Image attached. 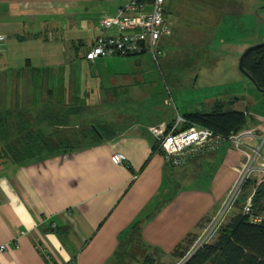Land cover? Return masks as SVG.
Masks as SVG:
<instances>
[{"label":"crops","instance_id":"obj_1","mask_svg":"<svg viewBox=\"0 0 264 264\" xmlns=\"http://www.w3.org/2000/svg\"><path fill=\"white\" fill-rule=\"evenodd\" d=\"M123 2L0 0V35L6 37L0 42V88L4 82L10 85L9 79L17 71L22 73L30 62L40 71L33 86L46 83L43 76L47 72L59 95L65 94L66 100L78 98L83 106L72 119L74 126L80 127L79 136L73 134L71 147L0 167V244L7 245L0 253V264H115L120 248L128 250L123 264L127 259L145 264L148 257L154 258V264H183L184 259L174 256L173 251L188 235L198 238L217 212L216 208H206L205 203H191L186 184L190 175L199 178L205 171L218 175L216 181L223 183L219 207L242 171V157L230 142L194 156L182 166H172L149 129L171 123V115L166 118L156 108H145L139 115L134 107L138 98L120 99V106H116L101 96H86L87 86L81 95L82 85L79 87L76 78L69 76L79 58L94 68L100 81L104 74L110 85L112 81L121 85L118 66L126 62L122 57L130 56L91 61L86 54L98 35L118 34L117 29L102 28L101 18L113 15ZM169 2L176 5L175 0ZM234 2L238 10L246 8L248 13L228 20L242 24L243 15L250 13L248 9L254 10L257 1ZM165 18L170 24L166 14ZM254 29L256 26L246 29L247 34ZM172 33L171 37L174 27ZM233 44L231 41L220 48L226 50ZM30 79H23L26 85ZM245 85V95L232 96L231 104L246 101L245 107L234 110L248 112L253 118L245 130L260 133L264 130V92L249 78ZM97 86L104 89L99 81ZM14 100L29 102L31 98L11 97L6 103L12 105ZM203 105L197 103L194 109ZM175 110L180 114L178 106ZM83 127L90 133L81 135ZM116 152L126 154L129 166L112 161ZM238 212L235 208L231 216ZM137 223L139 233L133 229Z\"/></svg>","mask_w":264,"mask_h":264},{"label":"rangeland","instance_id":"obj_2","mask_svg":"<svg viewBox=\"0 0 264 264\" xmlns=\"http://www.w3.org/2000/svg\"><path fill=\"white\" fill-rule=\"evenodd\" d=\"M175 1L176 5L173 2H169L168 5L167 0L166 15L170 26L174 27V36L171 37L172 33L169 38H164L161 42V46L166 49V56L160 59L159 63L149 53L122 57L121 59L126 62L118 66V72L122 73L119 74L122 77H118L121 85H117L116 81H112L110 85L107 76L103 73L100 81L95 75L94 68L87 66V63L79 58L74 73L69 76L76 78L79 87L82 85L81 95H85L87 86L89 90L86 96L90 93L93 99L101 96L102 100L116 102V106H120V99L137 100L138 98V103L134 104L137 114L141 115L145 108H156L158 113L167 115L166 118L171 115L169 119L173 117L174 120H176V106L182 116L187 114L186 111L190 113L197 110L194 106L201 102L204 105L199 110L206 112L211 111L216 103H223L226 112L245 107L246 101L232 105L231 98L235 95L244 96L246 92L245 82L248 78L239 69L242 54L252 46L250 44L264 39V0H256L255 9H248L250 13L243 15L244 23L236 25L228 18L248 11L242 7L238 10L235 7L237 2L234 0ZM253 26H256V29L247 34L246 29ZM231 41H234V44L230 48L221 50L220 47ZM28 76L31 77L30 82L34 83L35 74L32 76V73H28L25 77ZM3 80L6 81V77ZM9 81L10 85L7 86L4 82L3 87L0 88V108L4 105L10 107L11 103L9 101L6 103V100L11 97L30 96L33 99L37 94L36 102H40L46 83H42L39 87L33 86L31 90L27 89L23 72L16 73V76ZM98 81L99 84H103V90L98 88ZM48 84L52 89V83L49 81ZM59 91L61 92L62 89ZM54 93L56 96L58 92L54 90ZM171 96L174 104L166 103V99ZM14 102L22 103L21 100ZM252 118L251 115L248 116V125H251ZM205 172L201 173L199 178H195V174L192 173L186 183L192 194L191 203L193 205L205 203L206 208H216L217 211L221 207V204L219 207L217 204L220 202L218 193L223 183L216 181L218 175H212V171ZM246 191L250 193V189ZM244 203L245 199L242 198L237 204V211L242 209ZM126 264L133 263L127 259Z\"/></svg>","mask_w":264,"mask_h":264},{"label":"trees","instance_id":"obj_3","mask_svg":"<svg viewBox=\"0 0 264 264\" xmlns=\"http://www.w3.org/2000/svg\"><path fill=\"white\" fill-rule=\"evenodd\" d=\"M243 67L257 89L264 92V46L248 51L243 58ZM26 69L28 72H24ZM25 70L23 79L28 73L33 76L40 72L32 68L30 62ZM43 80L49 82L47 72H44ZM48 82L39 103L31 99L29 102H14L10 107L4 105L0 108V167L8 163L29 161L73 145V134L79 132L80 126L75 127L72 119L82 111L83 106L79 99L73 96L74 100L72 97L66 100L65 94L57 93L55 96L54 89L49 88ZM33 85V81L27 84L30 90ZM224 108V104L216 103L209 112L197 109L184 114V117L199 126L225 135L245 130L248 112H226ZM45 127L47 131L44 130ZM89 133L90 129L83 127L80 134L84 136ZM250 186L251 183L245 186L242 196L245 200L249 195L246 190H249ZM263 198L264 184H261L253 199L256 212L261 211ZM133 229L139 233L140 225L137 223ZM196 238L197 236L188 235L173 251L177 258L186 259L183 264H264V226L252 223L249 216L243 214L242 209L229 218L214 241L187 258ZM126 256L128 250L120 248L113 263L123 264ZM146 262L154 264V258L148 257L145 264Z\"/></svg>","mask_w":264,"mask_h":264},{"label":"built area","instance_id":"obj_4","mask_svg":"<svg viewBox=\"0 0 264 264\" xmlns=\"http://www.w3.org/2000/svg\"><path fill=\"white\" fill-rule=\"evenodd\" d=\"M166 2L167 0H124L113 15L101 18L102 28L117 29L118 34L98 35L86 58L95 61L100 57L139 56L149 53L159 63V60L166 56L161 42L172 35V27L165 18ZM5 39V36L0 35V42ZM169 94L171 95L170 90ZM166 103L174 104L173 97L167 98ZM149 129L157 139L159 149L165 153L166 160L172 166H182L194 156L219 149L225 142H230L242 157V171L226 194L221 207L205 225L187 258L217 238L233 210L238 207L237 204L241 201L248 183H251L250 193L242 212L249 216L252 223L264 226V198L261 211L256 212L253 206L257 189L264 184V130L260 133L255 130H243L225 135L199 126L179 113L171 123L162 122L150 126ZM111 158L115 164L129 166L125 153L116 152ZM6 250L7 245L0 244V253Z\"/></svg>","mask_w":264,"mask_h":264},{"label":"water","instance_id":"obj_5","mask_svg":"<svg viewBox=\"0 0 264 264\" xmlns=\"http://www.w3.org/2000/svg\"><path fill=\"white\" fill-rule=\"evenodd\" d=\"M261 46H264V42H261V43H258V44H255V45H252L250 46L248 49H246V51L242 54L241 58H240V63H239V69L240 71L249 79H252L250 77V75L247 73V71L244 69L243 67V58L245 56V54L250 51L251 49L255 48V47H261ZM253 81V80H252ZM260 91H263L261 89H259Z\"/></svg>","mask_w":264,"mask_h":264}]
</instances>
